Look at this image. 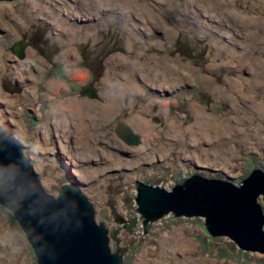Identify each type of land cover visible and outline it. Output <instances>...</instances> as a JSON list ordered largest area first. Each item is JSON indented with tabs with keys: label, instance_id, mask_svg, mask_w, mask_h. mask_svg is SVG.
I'll use <instances>...</instances> for the list:
<instances>
[{
	"label": "rangeland",
	"instance_id": "obj_1",
	"mask_svg": "<svg viewBox=\"0 0 264 264\" xmlns=\"http://www.w3.org/2000/svg\"><path fill=\"white\" fill-rule=\"evenodd\" d=\"M198 5L223 14L205 19ZM146 11L155 19L139 16ZM252 16L264 22V0H0V120L48 191L77 184L97 220L121 227L123 264H264V252L213 236L203 216L169 213L144 233L135 198L138 179L171 189L195 172L238 183L264 168V114L241 99L264 101V88H246L264 81L262 27H248ZM227 81H240L241 95ZM86 85L98 97L83 93ZM135 115L150 120L149 135ZM119 120L141 135L138 144L118 135ZM0 264H38L1 203Z\"/></svg>",
	"mask_w": 264,
	"mask_h": 264
},
{
	"label": "water",
	"instance_id": "obj_2",
	"mask_svg": "<svg viewBox=\"0 0 264 264\" xmlns=\"http://www.w3.org/2000/svg\"><path fill=\"white\" fill-rule=\"evenodd\" d=\"M24 56V46H14ZM98 97L94 86L85 87ZM116 131L129 144L141 135L119 120ZM77 182L80 180L75 179ZM137 188L136 210L144 233L161 217L203 216L213 236L227 235L246 250L264 252V168L254 165L238 183L195 172L178 178L172 188L142 179ZM0 203L9 208L24 230L38 264H123L127 246L122 245L121 227L110 229L97 220L96 207L77 184L63 182L58 193L48 191L32 158L0 120ZM103 216L111 219L106 214ZM137 217L124 226L132 230ZM113 240L116 249H113Z\"/></svg>",
	"mask_w": 264,
	"mask_h": 264
},
{
	"label": "bare ground",
	"instance_id": "obj_3",
	"mask_svg": "<svg viewBox=\"0 0 264 264\" xmlns=\"http://www.w3.org/2000/svg\"><path fill=\"white\" fill-rule=\"evenodd\" d=\"M194 6H196V5H194V4H192L191 3V1L189 2V1H187V7L188 8H193ZM198 9H197V11H195V14L196 15H200V16H202L203 18H205V19H207V17L208 16H211L212 14L215 16V17H221L222 16V14H223V12H221L220 10H218V9H215V10H213V9H211V7L210 6H202V5H198ZM187 8V9H188ZM194 11V10H193ZM232 11H234V10H232ZM147 12V11H146ZM241 13H239L238 15H236L235 17L237 18H240L241 19V21H242V24L243 25H245L246 26V24L244 23L245 22V19L244 18H246V17H244L243 15H240ZM154 13H152V12H147V14H139V16L140 17H142V18H146V16H150L151 18H153V19H155L154 18ZM138 16V17H139ZM255 16V15H254ZM254 16H252V17H249L250 18V20H251V22H248V23H251V25H248V27L249 28H252V30H253V28L254 27H256L257 25H259V27L261 26L262 27V29L260 30H258V34L255 36V37H262L261 38V40H262V43L264 42V22H262V20L260 19V18H258V17H254ZM139 17V18H140ZM156 24H157V22L156 21H154ZM206 24V23H205ZM256 31V30H255ZM253 35H255V34H253ZM264 47V44H262V48ZM27 52H28V55H29V57H33L34 56V51H32V50H30V49H27ZM235 55H230L229 57H228V60H230L229 62H233L234 60H231V58L232 57H234ZM236 57V56H235ZM32 59V58H31ZM31 59H25V64H27V65H30L31 63H30V61H32ZM24 64V61H23V65H25ZM129 67H131V66H133V64H127ZM165 79H166V76H165ZM108 82H109V80H108ZM110 83V82H109ZM53 84L55 85V86H57V87H60L61 85L56 81V82H53ZM227 84H228V87H230V90H231V92H232V94H234V95H236V94H240V92H241V89L243 88V86H242V83L240 82V81H236V82H234V81H227ZM217 87H220V86H218V85H216ZM246 88L247 89H256V88H259L260 90H262V88H264V81L263 80H257V79H255L254 81H253V83L251 82V81H249L248 82V85L246 86ZM219 89V88H218ZM246 89V90H247ZM84 93H85V90H84ZM263 93V92H262ZM264 94V93H263ZM241 95V94H240ZM243 94L241 95V99H243L244 101H246V102H248V103H250V106H252V108L253 109H257L261 114H264V101L263 102H254L253 101V99L251 100V102L248 100V99H250V96L248 95V94H246V95H244L243 97ZM199 111V113H198V115H199V117H198V119H199V121H202L203 119H206V116L204 115L203 116V111H201V110H203V109H198ZM132 119L135 121V122H137L138 124H139V126H140V128L141 129H143L144 131H146V133H148V135H149V133L150 132H147V131H150V129L151 130H153L152 128H153V125L151 124V122H150V120H148V119H146V118H143V116H141V115H135V116H133L132 117ZM118 124V123H117ZM147 135V136H148ZM145 146L144 145H142L141 147H140V149H143ZM152 225V224H151Z\"/></svg>",
	"mask_w": 264,
	"mask_h": 264
},
{
	"label": "flooded vegetation",
	"instance_id": "obj_4",
	"mask_svg": "<svg viewBox=\"0 0 264 264\" xmlns=\"http://www.w3.org/2000/svg\"><path fill=\"white\" fill-rule=\"evenodd\" d=\"M89 86H91V85H86L85 87H89ZM84 90H85V88L83 87V93H84ZM116 128H117V125H116Z\"/></svg>",
	"mask_w": 264,
	"mask_h": 264
},
{
	"label": "trees",
	"instance_id": "obj_5",
	"mask_svg": "<svg viewBox=\"0 0 264 264\" xmlns=\"http://www.w3.org/2000/svg\"><path fill=\"white\" fill-rule=\"evenodd\" d=\"M101 63V62H100Z\"/></svg>",
	"mask_w": 264,
	"mask_h": 264
}]
</instances>
